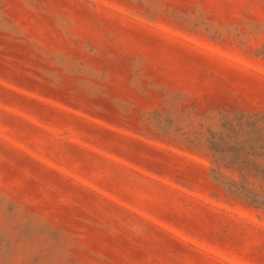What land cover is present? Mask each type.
<instances>
[{
	"label": "rangeland",
	"instance_id": "obj_1",
	"mask_svg": "<svg viewBox=\"0 0 264 264\" xmlns=\"http://www.w3.org/2000/svg\"><path fill=\"white\" fill-rule=\"evenodd\" d=\"M0 264H264V0H0Z\"/></svg>",
	"mask_w": 264,
	"mask_h": 264
}]
</instances>
